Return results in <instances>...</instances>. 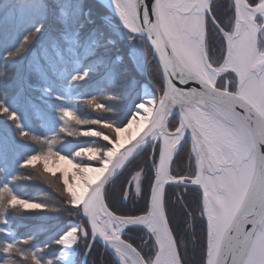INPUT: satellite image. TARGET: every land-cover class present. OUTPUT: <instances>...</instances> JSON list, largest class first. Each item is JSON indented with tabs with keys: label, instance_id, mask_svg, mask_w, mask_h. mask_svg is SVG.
Wrapping results in <instances>:
<instances>
[{
	"label": "snow or ice",
	"instance_id": "obj_1",
	"mask_svg": "<svg viewBox=\"0 0 264 264\" xmlns=\"http://www.w3.org/2000/svg\"><path fill=\"white\" fill-rule=\"evenodd\" d=\"M81 255L264 264V0H0V264Z\"/></svg>",
	"mask_w": 264,
	"mask_h": 264
},
{
	"label": "trees",
	"instance_id": "obj_2",
	"mask_svg": "<svg viewBox=\"0 0 264 264\" xmlns=\"http://www.w3.org/2000/svg\"><path fill=\"white\" fill-rule=\"evenodd\" d=\"M93 2L97 3L98 6V0H93ZM78 114L85 119L96 118V114L90 110H81V112ZM41 123L44 122L41 121ZM87 127V125L81 126V130H86ZM57 132L58 129L49 133V135H55ZM89 139L90 138L87 137H67L66 134L60 133L58 150L61 147L67 149L69 146L74 145L77 142H84ZM62 154H67V151L63 152ZM20 175L24 177H31V179L22 180L19 185L20 190L26 193L25 198L37 197L38 201L47 202L53 208H61L63 206L65 193L63 192L62 179H60L59 172H57L55 175L45 173L38 165L37 169H25L20 173ZM63 218L66 219V215ZM35 219L37 218L34 216L25 215L22 211L14 217V224L15 226H18V230L21 233V239H23V234L28 231V227L26 226L31 225ZM47 219L49 223L53 225L59 222L55 215L49 216ZM39 239L44 240L45 235H41ZM83 258V255L78 257V259L81 261V264ZM92 259L93 257L87 258L88 264H91Z\"/></svg>",
	"mask_w": 264,
	"mask_h": 264
},
{
	"label": "rangeland",
	"instance_id": "obj_3",
	"mask_svg": "<svg viewBox=\"0 0 264 264\" xmlns=\"http://www.w3.org/2000/svg\"><path fill=\"white\" fill-rule=\"evenodd\" d=\"M84 257V256H83ZM88 257H86V259H87ZM85 260V257L83 258V261ZM83 261H82V264H83Z\"/></svg>",
	"mask_w": 264,
	"mask_h": 264
},
{
	"label": "water",
	"instance_id": "obj_4",
	"mask_svg": "<svg viewBox=\"0 0 264 264\" xmlns=\"http://www.w3.org/2000/svg\"><path fill=\"white\" fill-rule=\"evenodd\" d=\"M85 259H86V257H85ZM84 262V261H83Z\"/></svg>",
	"mask_w": 264,
	"mask_h": 264
}]
</instances>
